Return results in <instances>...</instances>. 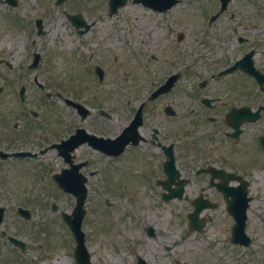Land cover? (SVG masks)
<instances>
[{"label":"flooded vegetation","instance_id":"1","mask_svg":"<svg viewBox=\"0 0 264 264\" xmlns=\"http://www.w3.org/2000/svg\"><path fill=\"white\" fill-rule=\"evenodd\" d=\"M21 1L8 0V4L18 8ZM34 1L38 3L36 9L28 6L21 14L13 12V28L19 31L12 39L16 47L13 53L20 52L16 74L4 73L5 67L13 65L11 58L0 60V74L8 85L0 87V92L8 88L15 96L17 84L22 83L25 98L20 105L0 107V264L17 258L29 264L48 262L46 251L41 250V236L33 239L25 227L32 220L20 216L26 209L31 217L43 209L48 188L36 183L13 188L29 194L25 198L17 196L7 183L16 176L35 181L52 172L50 164L42 163L46 158L56 160L55 174L79 173L88 191L101 170L114 169L119 180L115 188L124 192L151 193L156 203L159 195L164 205L178 201L189 211L196 208L199 199L197 205L208 225L216 222V212L231 217L228 208L237 198L240 185L245 183L248 205L253 202L254 186L260 189L264 181V0L257 1L259 4L246 0L254 10L222 12L193 11L190 0H176L174 6L170 4L175 0H162L165 4L161 9H153L142 0H124L126 4L117 10L109 9L111 0L54 4L60 8L58 14L72 37L74 74L69 96L64 95L65 90L53 91L46 85L55 77L46 70L55 64L48 47L52 40H47L55 27L44 4L56 0ZM237 2L231 0L230 6ZM127 4L141 7L142 16H125L122 9ZM126 25L145 32L129 50L116 43ZM192 34L194 37L186 42ZM160 35L163 40L159 44ZM31 72L39 90L45 96L52 94L50 98H58L65 106L24 105L31 94L30 86L24 84L30 82ZM174 75L178 79L172 89L154 96ZM183 78L190 85H181L182 90L176 91ZM96 99L101 100V106H96ZM91 136L106 141L118 137V155L95 149ZM173 157L177 173L171 163ZM254 173L262 181H255ZM168 184L172 190L184 189L182 197L166 201L163 195L170 194L165 189ZM187 236L202 240L197 234ZM14 237L26 243V252H22L21 244H14ZM87 238L90 257L97 249V260L107 259L99 254V247L108 252V264L127 252L120 250L115 240L96 244L93 236ZM137 238L134 254H149L154 260L151 264H160L151 248L143 246V236ZM178 246L162 242V252L168 258ZM183 253L190 254L191 250L184 249Z\"/></svg>","mask_w":264,"mask_h":264},{"label":"rangeland","instance_id":"2","mask_svg":"<svg viewBox=\"0 0 264 264\" xmlns=\"http://www.w3.org/2000/svg\"><path fill=\"white\" fill-rule=\"evenodd\" d=\"M21 6L25 9L28 6L31 10L36 9L38 3L34 0H22ZM2 5V6H1ZM130 8L124 9L125 15H132L142 16V11L136 5L130 4ZM7 8L10 9L7 11ZM44 8L47 10L48 13L51 14L53 18L58 17L57 24L55 26L54 34L49 35L47 40L52 43L49 44V54L55 56V64L51 67L46 66V70L54 75L55 77L46 83L50 90H57L62 89L65 90L64 95H69V91L71 92L72 89V78L74 74V67L70 60V55L72 53L71 47V40L72 37L68 34L70 33V29L68 25L64 22L63 18L60 17L58 11H55V7H52L49 2L44 4ZM236 10H245L250 11L254 10L252 6H247V2L240 0L237 2V5L234 6ZM6 10V11H5ZM191 10H196V5L191 7ZM15 17L13 15V10L9 7H6L3 4H0V36H2L5 40L3 46L7 49L4 50V54L6 56H10L11 62L13 63L10 68L5 67L4 73H10L15 75L17 69L19 68V59H20V52L13 53V50L16 48L13 46L12 42L14 38L19 36V31L16 30L15 27ZM197 22V20H196ZM58 23H60L58 25ZM193 28L196 27L195 24L192 25ZM121 32V33H120ZM120 34L118 35V40L116 38V43L118 47L126 48L135 47L137 45V40L141 38V36H145V32H141L132 28L131 26H124V29L120 30ZM15 34V37L13 38ZM117 36V35H116ZM115 36V37H116ZM194 35L192 34L186 42H190ZM13 39V41H12ZM163 40V36L160 35L157 38V42ZM11 43V45H10ZM129 50V49H128ZM12 52V53H11ZM129 54V52H126ZM2 53L0 52V56ZM129 68V67H128ZM128 70H131L129 68ZM17 81L14 80V84ZM190 85L187 78H183L180 81V85L176 89V91L182 90L181 85ZM195 82L193 83V85ZM6 80L1 77L0 74V87H7ZM31 89V94L29 100L34 103L36 106H44V105H53V106H64V104L59 101L58 98L52 99L51 101H46L47 103H43L42 100H45L41 96V93L34 92L33 87H29ZM186 86H184V89ZM114 92V91H112ZM96 106H101L102 102L99 99L95 100ZM4 106H17L15 102L13 94L9 91L8 88L0 92V107ZM98 157L97 154H95ZM99 157L96 160L99 161ZM103 163V160H101ZM55 164V163H51ZM102 172L98 174L101 180L105 183V178L109 177L108 187H111V193H113V198H117L112 207L109 208L104 205V200L106 197L110 195L104 194H97L92 192L90 196L89 202V212L86 223H88V230L92 229L93 240L98 243H107L106 241H114L117 245L122 246L126 249H130L129 246L125 245L121 239L119 238L120 231L125 230L127 235L132 234H142L146 235L144 228L145 226L152 225L155 230L156 234L160 237L161 240H167L169 244L173 243L174 241H182L183 244L178 247L177 252L179 253L178 260H180L184 264H264V181L257 179L259 176L257 174H252V177L255 178V181H262L261 188L259 189L257 186H254L253 196L255 197V201L252 204L250 210V221L247 226V233L252 238V246L244 249L242 247L232 245L229 241L230 238V218L224 212H216L217 218L216 222H212L208 226L206 233L202 236L203 239L197 241L196 238L187 237L186 227L184 225L185 221V213L187 209L183 207L180 203L174 202L169 205H164L160 199L159 202L156 203L154 198L155 195L149 193L147 194L144 191H140L135 195L128 196V201H125L121 194L118 193L116 190V186L118 183L114 181L115 177L112 175H116L113 173H117V170L110 169L109 172ZM118 175H116L117 177ZM15 177V176H14ZM9 179V178H8ZM100 179H98L100 181ZM117 179V178H116ZM252 179V178H251ZM48 180L49 183L52 182L50 179ZM253 181V180H252ZM10 188H25L26 186H34L35 182L32 178H25L22 176H16L15 178H11L10 182L7 181ZM17 183L18 186H17ZM93 183L98 182L96 179L93 180ZM110 184H112L110 186ZM16 186V187H13ZM105 186V184L103 185ZM106 186V187H107ZM13 189V190H14ZM55 188L49 187L46 194L43 196L45 197V207H49L48 200L58 201L60 209L65 210L66 212L70 213L71 210L75 206V198L71 196H66L63 193H57L54 191ZM108 191V190H107ZM17 196H24L28 198L29 194H24L14 190ZM110 192V190L108 191ZM148 192V191H147ZM98 199H94V197ZM112 197V196H111ZM103 202V203H102ZM150 202L153 206H150ZM107 210L110 211V215L107 214ZM91 211V213H90ZM42 217H39V216ZM50 217V216H48ZM32 218H36V222L28 223L25 227L27 228V232L30 237L33 239H38L37 237L41 236V234H45L48 240V250L50 252V257L45 259L48 261L47 264H58V260L61 258L65 264H73V257L71 254L72 251V243L68 244L66 241H70V238L67 237L66 230L64 228V221L62 220L61 216L53 215L50 220H47L44 212H36V215L33 214ZM21 224H26L22 223ZM141 225V228H140ZM21 228V225L19 226ZM103 235H110L113 237L104 238ZM118 235V236H117ZM98 236H100L98 238ZM99 254L102 257H108V252H105L104 249H99ZM159 252L162 250L160 247H157ZM128 249V251H129ZM184 249H190L191 253H183ZM159 252L154 253L161 255ZM134 255V254H133ZM175 255V254H174ZM8 257V255H7ZM129 264H133L134 256L129 255L127 258ZM149 260V257H147ZM161 259V258H160ZM164 259H162L163 262ZM171 259H169L170 261ZM4 264H29L26 260V263H22L21 261H13V260H6ZM168 260H165L166 262ZM44 261L42 262V264ZM168 264H171L167 262ZM176 264V263H175Z\"/></svg>","mask_w":264,"mask_h":264},{"label":"water","instance_id":"3","mask_svg":"<svg viewBox=\"0 0 264 264\" xmlns=\"http://www.w3.org/2000/svg\"><path fill=\"white\" fill-rule=\"evenodd\" d=\"M192 215L195 216L196 213H193ZM193 221H194L193 224L195 225V227H198V225H197V217H195V218L193 219ZM243 228H244V224H243V222L240 220V221L238 222V224L236 225V227H235L234 238L239 239V238H242V237L244 236Z\"/></svg>","mask_w":264,"mask_h":264},{"label":"bare ground","instance_id":"4","mask_svg":"<svg viewBox=\"0 0 264 264\" xmlns=\"http://www.w3.org/2000/svg\"><path fill=\"white\" fill-rule=\"evenodd\" d=\"M1 46V45H0ZM58 264H65V262L60 258L59 260H58Z\"/></svg>","mask_w":264,"mask_h":264}]
</instances>
